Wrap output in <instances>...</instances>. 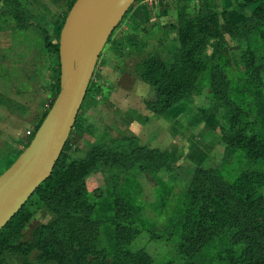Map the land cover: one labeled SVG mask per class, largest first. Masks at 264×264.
Masks as SVG:
<instances>
[{"label":"rangeland","instance_id":"rangeland-1","mask_svg":"<svg viewBox=\"0 0 264 264\" xmlns=\"http://www.w3.org/2000/svg\"><path fill=\"white\" fill-rule=\"evenodd\" d=\"M72 2L0 0V171L23 150L25 132L49 108L56 58L44 38L57 43ZM139 4L119 21L97 59L88 93L97 103L77 113L58 167L83 160L94 149L109 156L57 199L33 198L26 219L0 246V264H85L79 254L65 259L58 253L48 230L60 226L72 250L94 257L91 264H101L100 259L133 264L130 257L139 264L238 263L240 248L229 242L228 205L215 200L200 206L187 187L194 170H212L239 200L264 202V163L240 150L226 154L221 137L237 124L227 123L209 81L210 68L216 67L233 103L248 114L246 134L264 142V89L254 81L264 83V66L250 76V62H264V23L250 20L253 6L238 9L231 0ZM181 40L186 48L199 49L189 59L196 61L190 66V96L155 115L146 108L153 91L143 79L169 64ZM202 216L225 224L204 239L192 235L191 241H181L183 223L195 224ZM120 225L137 232L123 246L115 242Z\"/></svg>","mask_w":264,"mask_h":264},{"label":"trees","instance_id":"trees-1","mask_svg":"<svg viewBox=\"0 0 264 264\" xmlns=\"http://www.w3.org/2000/svg\"><path fill=\"white\" fill-rule=\"evenodd\" d=\"M140 1L142 0H137L136 2L132 3L126 13L123 15L122 19L126 16L129 9ZM183 2L185 5H187V0H183ZM231 2L236 4L238 9L244 6H253L250 13V20L254 19L264 23V0H231ZM66 14L63 16L60 22V28L63 24ZM145 15H148V13L146 12ZM177 19L179 23L182 22L180 21V13L177 14ZM228 33L234 35V33L231 31ZM243 33L244 32L242 31L239 37H241ZM111 34L107 39L106 44L110 43ZM243 37L244 35L241 38ZM128 41L129 37L122 39V42L127 43ZM44 44L46 48L55 54L56 58V74L52 80L53 88L50 94L51 105L59 89V65L57 53L58 45L57 43L51 44L46 37L44 38ZM179 44V48L176 49V51L171 55L168 65L160 64L153 70V76H151L149 79L142 78L153 91V99L152 101L146 103V108L155 115L164 114L168 109L171 108V106L175 105L177 102L188 99L190 96V90L192 88L190 81V66L196 64V61L189 62V59L198 55L199 49L195 46L186 48L185 42L182 40ZM116 45H121V43ZM250 64V67L252 68L250 71L251 77H254L255 74H258L261 70V67L264 66V62L263 64L257 65H253L252 62H250ZM92 76L94 78V74ZM209 81L210 92L212 93L214 101L226 111L225 118L227 123H229L230 127L236 126L237 124V129L229 130V132L221 137V143L226 150V154L227 151L240 150L243 151L249 158L261 160V162L264 163V142L256 136H249L246 134L245 129L247 126H249V123L247 122L248 114L242 110V108L240 109L239 106H236L233 103L229 95L228 84L216 67L210 68ZM254 81L256 82V86L264 89V83H262L260 79L256 78ZM91 86L92 81H89L86 93L80 104L79 111L92 108L97 103L93 97L88 95ZM43 117L40 118L38 124L34 127V129H32L30 135L26 137V141L23 144V149L27 146ZM77 117L78 115H76L67 141L73 133ZM238 123L242 124L238 125ZM20 152H18L17 155L12 159L11 163L15 160ZM61 155L62 152L54 164L48 178L36 187L30 197L18 210V212H16L14 216L0 229V246L4 244L3 242L10 238V234L12 236L13 232H11V230H14L22 223L24 219H26V206L30 204L33 198H36L38 201L43 203H48L51 200L57 199L61 190L78 184L88 173V171L93 169L98 162H103L109 156L108 152L106 151L94 149L83 160L71 162L63 168H59L58 165ZM9 165L4 167L0 173H2ZM187 192L190 197L196 196V198H198L201 204L200 206H206L208 203L215 200H218V202L224 201L225 204L228 205L227 208L230 215V222H228V225L232 228V235L229 239V242L231 245L240 248V256L237 264H264V202L262 200H260L258 197H252V199L243 201L239 200L236 190L231 185L221 182V180L218 179V177L215 175V172L212 170H194L189 186L187 187ZM209 209L210 208H207V210ZM189 212H191V210ZM186 215L187 214L185 213V216ZM202 218L203 219L201 221H195V224L192 225L188 224V221L183 223L180 230L181 241H191L193 238L192 235H194V238L200 237L204 239L205 237L213 234L216 230L222 229L219 228L221 223L225 224V221H211L205 219L204 216H202ZM64 228V226H60L54 227L53 229L50 228L48 230V237L53 238L52 240L55 241L54 244L59 248L57 249L58 253H60L65 259L70 258L71 255L79 254L77 257L78 259L81 258L85 264H91L95 260L93 256L87 257L83 254L80 255L81 253H77L78 251L71 249L66 228ZM136 236L137 232L131 227H128L127 225H120L117 226L115 242L117 245L123 246L126 245V242L129 243L132 241ZM129 259L133 264H139V261L134 257H130ZM100 262L101 264H108L107 261L101 259Z\"/></svg>","mask_w":264,"mask_h":264},{"label":"water","instance_id":"water-1","mask_svg":"<svg viewBox=\"0 0 264 264\" xmlns=\"http://www.w3.org/2000/svg\"><path fill=\"white\" fill-rule=\"evenodd\" d=\"M137 0H74L58 34V92L27 146L0 173V229L48 178L72 129L97 59Z\"/></svg>","mask_w":264,"mask_h":264},{"label":"built area","instance_id":"built-area-1","mask_svg":"<svg viewBox=\"0 0 264 264\" xmlns=\"http://www.w3.org/2000/svg\"><path fill=\"white\" fill-rule=\"evenodd\" d=\"M153 1V0H152ZM150 4V3H149ZM30 131H26L25 134H26V137L30 135Z\"/></svg>","mask_w":264,"mask_h":264},{"label":"crops","instance_id":"crops-1","mask_svg":"<svg viewBox=\"0 0 264 264\" xmlns=\"http://www.w3.org/2000/svg\"><path fill=\"white\" fill-rule=\"evenodd\" d=\"M142 1H145V0H142ZM139 3H140V2H138V3H136V4L140 5ZM37 124H38V122L35 123V126H36ZM35 126H34V127H35ZM34 127H33V129H34Z\"/></svg>","mask_w":264,"mask_h":264}]
</instances>
